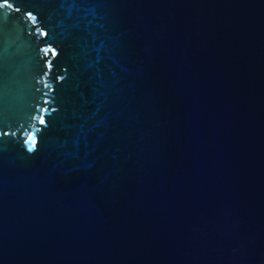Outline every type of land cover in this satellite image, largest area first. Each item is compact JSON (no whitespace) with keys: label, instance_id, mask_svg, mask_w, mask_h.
Listing matches in <instances>:
<instances>
[{"label":"water","instance_id":"95a60500","mask_svg":"<svg viewBox=\"0 0 264 264\" xmlns=\"http://www.w3.org/2000/svg\"><path fill=\"white\" fill-rule=\"evenodd\" d=\"M10 4L0 264H264V0Z\"/></svg>","mask_w":264,"mask_h":264},{"label":"snow or ice","instance_id":"6c2138e0","mask_svg":"<svg viewBox=\"0 0 264 264\" xmlns=\"http://www.w3.org/2000/svg\"><path fill=\"white\" fill-rule=\"evenodd\" d=\"M2 3H3V5H5V6H9V7L12 6V5L10 4V0H2ZM29 15L31 16V13H29ZM40 123H41V124H44V123H45V120L41 119V120H40ZM29 139H31V138H29Z\"/></svg>","mask_w":264,"mask_h":264}]
</instances>
